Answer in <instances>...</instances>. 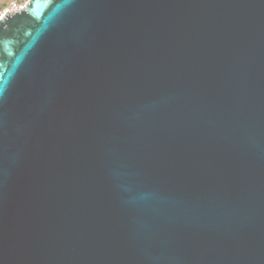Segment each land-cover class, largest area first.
Segmentation results:
<instances>
[{
    "label": "water",
    "instance_id": "1",
    "mask_svg": "<svg viewBox=\"0 0 264 264\" xmlns=\"http://www.w3.org/2000/svg\"><path fill=\"white\" fill-rule=\"evenodd\" d=\"M12 26L0 264H264V0H29Z\"/></svg>",
    "mask_w": 264,
    "mask_h": 264
},
{
    "label": "built area",
    "instance_id": "2",
    "mask_svg": "<svg viewBox=\"0 0 264 264\" xmlns=\"http://www.w3.org/2000/svg\"><path fill=\"white\" fill-rule=\"evenodd\" d=\"M29 0H11L10 3L8 4V7L3 10L2 15H5L6 13L16 10V9H20V8H24L26 7L27 3Z\"/></svg>",
    "mask_w": 264,
    "mask_h": 264
},
{
    "label": "flooded vegetation",
    "instance_id": "3",
    "mask_svg": "<svg viewBox=\"0 0 264 264\" xmlns=\"http://www.w3.org/2000/svg\"><path fill=\"white\" fill-rule=\"evenodd\" d=\"M3 18H4V15H2V13L0 12V23H1V21H2ZM4 29L5 30L3 31V34H2L4 36H2L3 37L2 39H0V50H1L2 45H3V39H4V37H6V36H12V35L16 34L17 33V30H18V28L15 27V26H12L11 28L5 27Z\"/></svg>",
    "mask_w": 264,
    "mask_h": 264
},
{
    "label": "rangeland",
    "instance_id": "4",
    "mask_svg": "<svg viewBox=\"0 0 264 264\" xmlns=\"http://www.w3.org/2000/svg\"><path fill=\"white\" fill-rule=\"evenodd\" d=\"M11 0H0V12H3L8 7Z\"/></svg>",
    "mask_w": 264,
    "mask_h": 264
},
{
    "label": "trees",
    "instance_id": "5",
    "mask_svg": "<svg viewBox=\"0 0 264 264\" xmlns=\"http://www.w3.org/2000/svg\"><path fill=\"white\" fill-rule=\"evenodd\" d=\"M21 1H23V0H21Z\"/></svg>",
    "mask_w": 264,
    "mask_h": 264
}]
</instances>
